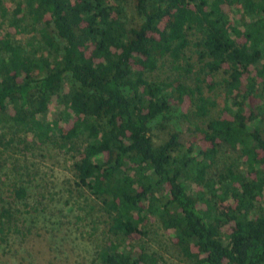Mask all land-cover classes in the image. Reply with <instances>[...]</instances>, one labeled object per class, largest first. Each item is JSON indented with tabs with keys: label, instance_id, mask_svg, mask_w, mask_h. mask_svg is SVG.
I'll list each match as a JSON object with an SVG mask.
<instances>
[{
	"label": "trees",
	"instance_id": "16d2710c",
	"mask_svg": "<svg viewBox=\"0 0 264 264\" xmlns=\"http://www.w3.org/2000/svg\"><path fill=\"white\" fill-rule=\"evenodd\" d=\"M46 144L107 224L94 264H164L154 219L192 264H264V0H0V243Z\"/></svg>",
	"mask_w": 264,
	"mask_h": 264
},
{
	"label": "rangeland",
	"instance_id": "374dc122",
	"mask_svg": "<svg viewBox=\"0 0 264 264\" xmlns=\"http://www.w3.org/2000/svg\"><path fill=\"white\" fill-rule=\"evenodd\" d=\"M164 72L160 70L153 76H164ZM54 108L47 115L49 121L58 118L59 110ZM35 147L27 162L36 173L27 201L36 210L27 213L29 208L18 204L22 234H11L0 243V264H94L100 245L108 238L104 218L96 211L88 212L79 193L70 197L65 191L72 188L69 156L49 144ZM222 157L235 159L236 155L227 153ZM1 197L10 200L7 188L1 191ZM148 228L150 232L143 242L148 251L162 257L160 262L192 264L179 256L168 240V232L156 219Z\"/></svg>",
	"mask_w": 264,
	"mask_h": 264
}]
</instances>
